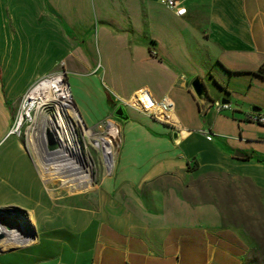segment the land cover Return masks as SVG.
Listing matches in <instances>:
<instances>
[{"label": "crops", "instance_id": "crops-1", "mask_svg": "<svg viewBox=\"0 0 264 264\" xmlns=\"http://www.w3.org/2000/svg\"><path fill=\"white\" fill-rule=\"evenodd\" d=\"M183 6L176 17L158 0H0V209L32 224L0 264H248L249 231L224 221L207 187L228 175L264 193V126L246 120L264 114V0ZM61 68L69 87L75 75L94 89L95 116L79 103L88 128L146 89L174 103L187 132L174 142L170 125L127 109L113 173L83 194L49 195L9 131L21 95ZM194 78L230 111H202Z\"/></svg>", "mask_w": 264, "mask_h": 264}, {"label": "built area", "instance_id": "built-area-1", "mask_svg": "<svg viewBox=\"0 0 264 264\" xmlns=\"http://www.w3.org/2000/svg\"><path fill=\"white\" fill-rule=\"evenodd\" d=\"M184 2L185 0H158L160 6L173 12L176 17L186 15V9L183 6ZM152 56H155V53H152ZM42 93L51 94L55 100L47 101L46 104L38 106L39 103H42L44 97L36 100L37 97L35 96ZM118 101L126 110L131 109L140 112L150 119L170 125L180 137L187 132L185 127L173 119L174 103L167 97L156 100L148 90L142 89L131 98L127 100L118 99ZM212 107L217 112L230 111L231 109L230 105L222 104L221 102L212 103ZM62 110L63 112L71 111L74 113L73 133L76 137V149L81 161L93 168L92 176L98 171L97 168L99 166L105 177H109L114 170L115 153L120 140L119 122L109 117L92 128H86L75 110L65 72L61 71L45 75L29 87L21 98L9 135L22 141L23 148L34 165V160L30 155L32 138H39L42 148L45 149L43 132L41 133L37 128L41 117L45 116L42 111L47 113L46 116L55 118L56 113ZM246 120L250 123L264 126V114L252 112L246 116ZM88 132L92 134L93 142L82 138L86 137ZM207 140H210V138L207 137ZM61 150L60 145V149L53 153L61 152ZM82 152H87L88 154L86 161L83 159ZM74 156L73 149L65 152V157L70 162L74 160ZM76 162L80 163L79 159ZM8 212L9 210L0 209V235L3 236L0 239V253L5 250L19 248L30 239L27 232L15 224L11 230H6L2 226L1 222L3 221L12 222Z\"/></svg>", "mask_w": 264, "mask_h": 264}, {"label": "rangeland", "instance_id": "rangeland-1", "mask_svg": "<svg viewBox=\"0 0 264 264\" xmlns=\"http://www.w3.org/2000/svg\"><path fill=\"white\" fill-rule=\"evenodd\" d=\"M97 12L94 11V15H97ZM95 23L98 24V21L96 20ZM61 69L57 71L65 72L63 68ZM7 70L8 73L11 72L10 68H7ZM25 78L26 75L19 72L18 74L13 75L11 79L14 85L17 87L21 86ZM68 82L71 87L70 91L74 101L75 110L78 113L81 121L83 122L84 120H82L83 118L82 112L80 110V104H83L85 107H87L89 113L95 116V112H97L96 109L94 111V109L89 106L88 92L94 90L93 88H91V84L79 81L77 79V76L75 75H70L68 77ZM24 93L21 95L20 99H18V106ZM16 112L14 113L12 118V125L15 120ZM83 124L86 128H88V125L85 123V121ZM97 169L98 171L94 176H92L91 185L86 186V191L92 190L94 184L98 179L106 178L101 167L98 166ZM209 179L210 180L208 182H210V187L207 188L215 190L213 198L217 200V203L221 207V210L224 214V221L236 226H244L249 232L252 231L257 234V237H259L261 240L264 239V193L256 190L248 182L241 179L232 178L228 175L211 176L209 177ZM45 184L48 189L51 190V195L58 193L62 195L67 194L68 197H71L86 192L77 191L74 193H68L65 187H63L59 182H47ZM254 252L255 251H252L251 254H254Z\"/></svg>", "mask_w": 264, "mask_h": 264}, {"label": "bare ground", "instance_id": "bare-ground-1", "mask_svg": "<svg viewBox=\"0 0 264 264\" xmlns=\"http://www.w3.org/2000/svg\"><path fill=\"white\" fill-rule=\"evenodd\" d=\"M35 97H37L36 100L44 97L42 103H39L38 106L46 104L47 101L55 100L51 94L46 93L36 95ZM42 114L45 116L41 117V120L37 125L38 130L42 133L45 127L51 129L58 139L62 150L61 152L49 154L42 148L39 138H32L30 155L34 160L38 176L44 183L59 182L65 187L68 193H74L77 191L85 192L86 186L91 185L93 168H90L86 163L84 164L81 161L80 155L76 149V137L73 133L74 113L71 111H58L55 118L46 116L47 113H45V111H42ZM82 138L93 142V136L90 132L86 133V137ZM72 149L74 150L75 156L74 160L70 162V160L65 157V152ZM84 153L85 152H82V156L86 161L88 154L87 152ZM77 159H79L80 163L76 162ZM45 187L49 195H51V190L48 189L46 184ZM8 213L15 225L24 229L28 234L32 231L30 228L32 224H29L28 220H25L20 212L11 210Z\"/></svg>", "mask_w": 264, "mask_h": 264}, {"label": "water", "instance_id": "water-1", "mask_svg": "<svg viewBox=\"0 0 264 264\" xmlns=\"http://www.w3.org/2000/svg\"><path fill=\"white\" fill-rule=\"evenodd\" d=\"M189 88L192 91L194 97L197 99L201 110H205L207 107L212 105L208 93L206 91V88L203 84V82L199 78H194L190 84ZM222 104H225V101H221ZM112 118L116 121H118L120 124H125L128 121H130V117L128 115V112L126 108L123 105H119L116 107L114 112L112 113ZM172 138L174 142L178 141V136L176 133H173ZM43 140L45 145V150L47 153L51 154L53 152H56L60 149V144L56 136L54 135V132L49 129L48 127H45L43 131ZM236 157H242V155L235 153ZM2 226L6 230H11L14 227V223L11 221H3L1 222ZM28 234V233H27ZM32 235V231L30 233ZM28 236L30 237L31 235ZM3 236L0 235V239H2Z\"/></svg>", "mask_w": 264, "mask_h": 264}, {"label": "trees", "instance_id": "trees-1", "mask_svg": "<svg viewBox=\"0 0 264 264\" xmlns=\"http://www.w3.org/2000/svg\"><path fill=\"white\" fill-rule=\"evenodd\" d=\"M259 74L264 77V71H260ZM254 242V254L247 257L248 264H264V239L257 237L258 235L250 231L248 234ZM251 257V258H250Z\"/></svg>", "mask_w": 264, "mask_h": 264}, {"label": "snow or ice", "instance_id": "snow-or-ice-1", "mask_svg": "<svg viewBox=\"0 0 264 264\" xmlns=\"http://www.w3.org/2000/svg\"><path fill=\"white\" fill-rule=\"evenodd\" d=\"M183 11V10H182Z\"/></svg>", "mask_w": 264, "mask_h": 264}]
</instances>
